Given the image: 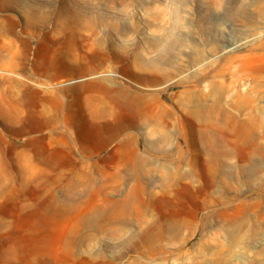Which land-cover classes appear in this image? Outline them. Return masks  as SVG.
<instances>
[{"label": "rangeland", "instance_id": "374dc122", "mask_svg": "<svg viewBox=\"0 0 264 264\" xmlns=\"http://www.w3.org/2000/svg\"><path fill=\"white\" fill-rule=\"evenodd\" d=\"M0 264H264V0H0Z\"/></svg>", "mask_w": 264, "mask_h": 264}, {"label": "bare ground", "instance_id": "6f19581e", "mask_svg": "<svg viewBox=\"0 0 264 264\" xmlns=\"http://www.w3.org/2000/svg\"><path fill=\"white\" fill-rule=\"evenodd\" d=\"M247 42H249V40L237 38L234 41L227 42L226 44L222 45V48L226 49L228 52H230V51H233L237 48L244 47ZM248 57H250V56H248ZM195 66L199 67L201 65H195ZM207 76H208L207 72L205 70H203V72L201 74H199V76H193L192 78L194 79V82H195L198 80H203ZM102 85L100 84V82L95 83L93 85L94 90L101 89ZM103 87H105V86H103ZM193 92H194L193 90L186 89V90L182 91V94L188 95V94H191ZM192 102H196V103H198V105L192 106ZM181 106H182V108H180V109L187 111L188 115L190 117L187 121H185V124L183 126L188 127V128H194L195 127V128H197L196 130L199 132H204L207 130V128L210 126V124L207 122L206 118H208L211 114H210V111L207 110V108L203 107V105L199 102V99L197 96L191 94L189 100H186V101L184 100L181 103ZM172 126H174V125H172Z\"/></svg>", "mask_w": 264, "mask_h": 264}]
</instances>
